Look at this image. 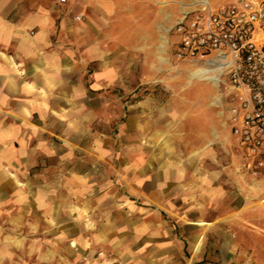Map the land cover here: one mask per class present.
I'll use <instances>...</instances> for the list:
<instances>
[{
	"label": "crops",
	"instance_id": "crops-1",
	"mask_svg": "<svg viewBox=\"0 0 264 264\" xmlns=\"http://www.w3.org/2000/svg\"><path fill=\"white\" fill-rule=\"evenodd\" d=\"M206 1L0 0V264H264V170L221 86L174 77L172 29Z\"/></svg>",
	"mask_w": 264,
	"mask_h": 264
},
{
	"label": "built area",
	"instance_id": "built-area-1",
	"mask_svg": "<svg viewBox=\"0 0 264 264\" xmlns=\"http://www.w3.org/2000/svg\"><path fill=\"white\" fill-rule=\"evenodd\" d=\"M172 31L176 61L201 65L221 86L222 108L248 158L245 168L259 178L264 170V0L219 8L204 2Z\"/></svg>",
	"mask_w": 264,
	"mask_h": 264
},
{
	"label": "rangeland",
	"instance_id": "rangeland-1",
	"mask_svg": "<svg viewBox=\"0 0 264 264\" xmlns=\"http://www.w3.org/2000/svg\"><path fill=\"white\" fill-rule=\"evenodd\" d=\"M222 2H223V0H211V3H212L214 8H219V7H222V6L226 7L225 5L222 4ZM79 14H83L84 17H85L84 13L80 12L77 15H79ZM84 17H83V19H84ZM174 39H175V42H176L177 41L176 34L174 35ZM174 67H175V69H174V77L176 79V83H178V80H180V79L186 80L187 78H189L190 77V73L189 72H193L195 70V68H196L195 66H193V64L191 65V64H188V63H182V62H178L176 60L174 62ZM192 82H196V84L194 86L195 88H197V89L200 88L204 92L207 91V89H208L207 87L208 86L206 87V83L205 82L198 83L199 82L198 79H193ZM178 88H180V87L177 86V85L173 88L171 86L168 87V86H166L164 84L156 83L154 85H144L142 93H143L144 96H147V95H150V94L153 93L154 95H156L157 98L161 99L160 101H157L155 104L163 106L164 104L168 103V105H170L172 103V100L174 99V95L179 93ZM136 92L137 91L135 90V86L133 85V83H130V84L128 83L127 84V89H126L125 93L122 92V91L121 92H118L117 90L115 91L116 94H119L120 96H125L126 100L123 101V104L126 105V109H128V107L133 109V107L135 106L136 100H138V98H135ZM176 130L177 129H175L173 134L171 135L172 136V143H174L175 147L177 148V150L174 151V152H176L175 155L176 154H180V156L182 157V154L179 151L182 149L186 153L187 152V147H188V144L190 143V141H189V139L187 137V139L186 140L183 139V142H182L183 134H179V132H177ZM185 153H183V155H185ZM178 157H179V155L174 157V158H175L176 162H180L181 163V159L178 158ZM223 159H224L223 169H225L226 167H228L230 165L229 161H226L227 158H226L225 152H224V155H223ZM243 170H244V168H241V170H236L235 169L234 171H236V173H238V174H242L243 175L244 172H245V170L244 171ZM260 179H264V176L261 177ZM257 182L258 181H254L252 183H257ZM212 183H214V182L212 181ZM246 183L249 184V182H244V181H241V180H237V178H234V177L231 178V180H229V179H227L225 177V175H224V178H223V182H221L224 192L228 191V192H232V193H234L236 191H244L246 188H248L246 186ZM252 183H250V184H252ZM255 186L257 187V185H255ZM261 189H264V187H262ZM223 194L225 195V198L228 199L227 200L229 202L228 206L229 205L235 206L237 204L238 199L234 198V195H232L233 197L230 198L229 194H225V193H223ZM255 200L257 201L258 199L255 198ZM208 215H209V213H208ZM182 216H184V215H182ZM210 216L213 217L214 214L211 213ZM129 262H131V261H129ZM179 264H182V263H179Z\"/></svg>",
	"mask_w": 264,
	"mask_h": 264
},
{
	"label": "bare ground",
	"instance_id": "bare-ground-1",
	"mask_svg": "<svg viewBox=\"0 0 264 264\" xmlns=\"http://www.w3.org/2000/svg\"><path fill=\"white\" fill-rule=\"evenodd\" d=\"M208 2V1H206ZM194 65V64H193ZM197 65V67L195 68V70L193 72H189L190 73V77L189 80L192 79H199V80H203V81H211V82H216V79L214 76L210 75L208 73V71L202 67L199 64H195ZM188 79V78H187ZM216 84V83H215ZM217 86V84H216ZM215 104V103H214Z\"/></svg>",
	"mask_w": 264,
	"mask_h": 264
}]
</instances>
